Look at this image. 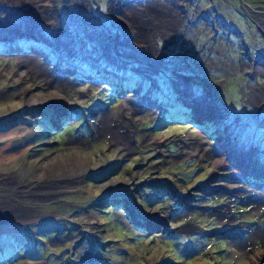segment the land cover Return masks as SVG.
Returning <instances> with one entry per match:
<instances>
[{
    "label": "rangeland",
    "instance_id": "rangeland-1",
    "mask_svg": "<svg viewBox=\"0 0 264 264\" xmlns=\"http://www.w3.org/2000/svg\"><path fill=\"white\" fill-rule=\"evenodd\" d=\"M124 1L50 0L37 16L0 3V250L21 243L0 264H264V211L241 193L252 177L224 153L264 162V75L244 56L264 60V39L238 0ZM207 100L220 116L192 106Z\"/></svg>",
    "mask_w": 264,
    "mask_h": 264
},
{
    "label": "flooded vegetation",
    "instance_id": "flooded-vegetation-1",
    "mask_svg": "<svg viewBox=\"0 0 264 264\" xmlns=\"http://www.w3.org/2000/svg\"><path fill=\"white\" fill-rule=\"evenodd\" d=\"M129 1L130 0H125L124 1V3L123 2H121V3H119V4H117V5H115V6H117V7H121L122 8V6H126L127 4H129ZM132 1V0H131ZM133 1H135V3H136V5H138V4H144L143 3V1L144 0H133ZM173 1L174 0H167V2L168 3H173ZM181 1V0H180ZM180 1H177L178 2V5L176 6L177 7V16H178V18H179V22H181V13L183 12L184 13V11H183V9L180 7V4H179V2ZM183 1H187V0H183ZM239 1V6H240V8L242 9V10H244L247 14H245L246 15V17L249 19V21L252 23V25L254 26V28L259 32V34H260V36L262 37V39H264V33H262L261 32V29L264 31V7L263 6H258V8H254V7H251V6H249L244 0H238ZM242 3L243 4H245V7H242ZM131 5V4H130ZM258 9V10H257ZM215 8H210L209 10H207V14H201L200 16L202 17V19L204 20V22H205V24H209V21H208V18H207V16L208 15H211V14H215ZM250 13H251V15H250ZM241 14H243L242 12H241ZM217 15V14H216ZM200 16H199V18H200ZM219 18V17H218ZM224 24H225V22H224V20H222L221 18H219ZM252 19H256L257 21H259V29L257 28V25L253 22V20ZM212 23L214 22L216 25H218V24H220L221 26H223V27H225V28H228V27H226L224 24H222L218 19H216V20H214V21H211ZM190 23H191V21H190ZM211 23V24H212ZM214 29V28H213ZM230 31H232L230 28H228ZM234 34H235V32H233ZM221 34L224 36V33H222L221 32ZM215 36H217V37H219L220 36V33H217L216 32V34H215ZM224 38H226L225 36H224ZM167 53H170V51L167 49ZM245 56V58L248 60V61H253V69L254 70H256L257 72H259V71H261L262 72V75H264V60H261V59H259V60H257L256 58H251L250 57V54H245L244 55ZM245 62V63H244ZM242 61L241 62V64L242 65H245V66H252V64L251 63H249V62H247V61ZM261 66H263V68L261 69ZM260 68V69H259ZM142 69V68H141ZM145 71H147V72H149V69L148 68H143ZM180 71L182 70V69H179ZM178 70V71H179ZM168 71H170L171 72V70H168ZM168 71H167V73H168ZM183 71H185V70H183ZM134 72H136V73H138L139 71H134ZM140 74H141V71L139 72ZM253 73V72H252ZM133 75V74H132ZM168 77H170V79L171 80H173L174 78H176V81H172V84H173V87L175 88L176 86L177 87H180V86H184L185 85V83L182 85L181 83H180V85H177V84H175V82H177L179 79L181 80V82H182V78L184 79V76H182V74H177L176 72H172V75H168ZM135 85H132V84H129V86H128V90H129V92H131V94H133V93H135V92H138L139 90H133L135 87H134ZM257 91V89L255 90V92ZM258 92H264V86L262 85L261 86V88H259L258 89ZM148 90L146 89V91L141 95V99L143 100H145L146 101V104H149V105H151V104H153L152 103V100H151V98L150 97H148ZM121 95H122V93H121ZM134 95H137V93H135ZM209 98V97H208ZM210 99V98H209ZM205 100H206V98H205ZM211 104H214L213 103V101L212 100H207V101H205L204 102V105L206 106V107H211ZM210 115V114H209ZM204 116H207V115H204ZM213 116L214 117H218V116H220V113H219V108H216V111L215 112H213ZM228 152H230V153H228ZM238 151L234 148L233 150H231V151H229V149H228V151L227 152H224V153H228L229 154V156H228V158L230 159H232V157L233 158H235L236 159V162L234 163L237 167H238V169L240 170V172H242V173H244L246 170H248V171H250V169H245V164H248V168L249 167H251L252 165H254V166H252V167H258L256 170H254L253 172H258L259 170H261L260 171V173H263L264 174V162H262V161H260L259 159H258V157L257 156H254L255 158H256V162H254L253 163V161L250 159V158H248L246 155H242V154H239V152L237 153ZM215 154V153H214ZM243 154H247V155H249L248 153H243ZM214 156V155H213ZM231 156V157H230ZM249 156H251L252 157V155H249ZM241 157H245L244 158V160L241 158ZM211 160L213 161V159L211 158ZM214 164L217 166V164L218 165H223V158H220L219 156H217V154H215V157H214ZM229 162V161H228ZM228 162H227V164H228ZM231 163V162H230ZM247 166V165H246ZM255 167V168H256ZM259 173V172H258ZM252 174V175H251ZM251 174H248V178H246V179H249L250 177H252V179H251V183H252V185L251 186H253V187H251V188H253V189H255V190H257V191H259L258 189H256V188H260V187H256L255 186V184H256V182H257V180L255 179V176L253 175V173H251ZM240 175H241V177H246V176H243L241 173H240ZM240 175H239V177H240ZM239 177H237V178H239ZM260 182H261V180H260ZM259 182V183H260ZM263 185H264V179H263ZM260 189H262V188H260ZM263 192H264V189H263ZM259 193H260V191H259ZM240 198H242V197H240ZM258 198H260L261 200H262V197H261V195L260 194H255V196L252 198L253 200H260V199H258ZM243 199V198H242ZM181 201H182V198H181ZM180 205H182L183 206V204H185L184 203V201H182V204L181 203H179ZM186 205H188V204H186ZM183 206V207H186V210H192V209H190V207H189V205H188V207L187 206ZM256 209V208H255ZM133 217V216H132ZM135 217H133L131 220L133 221V219H134ZM140 225V223H137L136 224V226H139ZM256 224H255V222H253V223H243L242 225H238V229H237V232H235V231H232V232H222V231H216V232H213V235L214 234H217V233H219V234H221L222 236H226V238L227 239H229L230 238V240L231 239H233V240H235V239H237L238 237H240L241 235H243V234H245V235H248L249 234V232H250V230H251V228H252V226H255ZM263 225V224H262ZM227 233V234H226ZM212 233H205V235H207V236H209V235H211Z\"/></svg>",
    "mask_w": 264,
    "mask_h": 264
},
{
    "label": "bare ground",
    "instance_id": "bare-ground-1",
    "mask_svg": "<svg viewBox=\"0 0 264 264\" xmlns=\"http://www.w3.org/2000/svg\"><path fill=\"white\" fill-rule=\"evenodd\" d=\"M2 2V0H0V3ZM5 2H6V4L7 5H9L10 7H12V8H14L15 10H17V11H21V12H25V13H31L32 15H34V16H37V15H39V14H41L42 13V11H43V9H41L42 7H48L47 5H45V3H48V2H50V0H5ZM39 9H40V11H39ZM52 16V15H51ZM44 17V16H43ZM160 18V17H159ZM137 19V18H136ZM46 21H49L50 22V26H51V28H52V30L55 32V34H57V32H59V27H58V25H56V24H53V26H52V22H53V17H50L49 19H46ZM138 21V20H137ZM161 21V20H160ZM162 22V21H161ZM137 23H139V24H137V26H139L138 27V29L137 30H139L138 31V33L140 34V32L142 33V31H143V28H146L147 26H145V25H142L141 26V22H137ZM47 24H49V23H47ZM165 24H167L166 22H165ZM127 27H128V29L130 30V31H134L133 29H132V25H127ZM157 27V26H156ZM167 33V32H166ZM141 35V34H140ZM130 37H132V33H130ZM100 39V38H99ZM29 58H30V60H27V63H29V64H31V65H33V66H35V69H36V71H39L40 70V68H39V65H40V63H39V61H38V57L37 56H34V55H30L29 56ZM31 58H33V60L31 59ZM41 59V58H40ZM39 59V60H40ZM18 60L19 61H23L22 59H21V56L20 57H18ZM41 72H45V71H40V72H33L34 74H37V75H41ZM42 76H44V77H47V76H45V75H42ZM179 81V80H178ZM177 83V82H176ZM181 84L183 85L184 83H183V80H182V82H181ZM185 86V85H184ZM183 86V87H184ZM182 87V88H183ZM180 93L181 94H183V95H188V94H186V92H185V90H183V89H181L180 90ZM213 101V100H212ZM213 103L215 104V102L213 101ZM214 104H211V107H206L205 105H204V103H202L200 106H197V111L202 115V116H204V115H207V116H209V114L210 115H213V112H215L216 111V107L214 106ZM190 105V104H189ZM122 107L121 108H124V105H121ZM120 108V109H121ZM119 109V112L121 111ZM122 112V111H121ZM120 112V113H121ZM108 116V115H107ZM108 117H112V115L110 116H108ZM117 118V117H116ZM107 119V118H106ZM106 120H104L103 122H102V124H104V126H103V129L102 130H105V132H107L109 135V137H111L114 141H118V140H125L126 141V137L128 136L127 135V132L125 131V133L123 132V133H121V132H119V131H117V130H119L118 128H126V130H127V125H126V123H125V121H122V120H117L114 124H113V122H111L109 119L107 120L108 122H105ZM115 121V120H114ZM120 121V122H119ZM116 128H117V130H116ZM104 134H106V133H104ZM128 138V137H127ZM129 139V138H128ZM230 153V152H229ZM226 154H228V153H225V155ZM217 156H221V155H217ZM248 156V155H247ZM249 158V157H248ZM251 158V157H250ZM253 159V158H252ZM225 160H227V159H225ZM255 160V159H254ZM229 161V162H228ZM228 163L231 165V163H230V159L228 158ZM254 163V162H253ZM249 164V163H248ZM247 164H245V166H246ZM252 166H254V165H252ZM231 167H234L235 168V170H236V172L238 173H241L243 176H248V174H251V172H249L248 170H246L244 173H242V172H240V170L238 169V167L233 163L232 165H231ZM256 167V166H255ZM256 168H258V167H256ZM245 169H246V167H245ZM255 173H253V175H254ZM259 174H260V177H262V178H264V174L263 173H260L259 172ZM252 175V174H251ZM235 177H237V176H235ZM246 178H248V177H246ZM214 184V183H213ZM212 185V184H211ZM215 187V186H214ZM245 187V186H244ZM213 188V187H212ZM247 188L249 189V190H244L243 192H241V193H243L244 195H246L247 197H249L250 199H252L254 196H255V194H260V195H262V196H264V194L262 193V192H260L259 193V191H257V190H255V189H252L250 186H247ZM241 189H243L242 187H241ZM230 190V189H229ZM238 192H240V191H238ZM249 193V194H248ZM261 196V197H262ZM248 198V199H249ZM258 199H260V198H258ZM253 200V199H252ZM261 200V199H260ZM255 200V201H257V203H253V204H255V205H253L252 207L255 209V207H256V205H258V206H261L262 207V209H263V211H264V199L263 200ZM260 201V202H259ZM4 211V210H3ZM264 235V232L262 233V231H261V233L259 234V238L260 239H262V240H264V237H262ZM257 254H259V253H257Z\"/></svg>",
    "mask_w": 264,
    "mask_h": 264
},
{
    "label": "water",
    "instance_id": "water-1",
    "mask_svg": "<svg viewBox=\"0 0 264 264\" xmlns=\"http://www.w3.org/2000/svg\"><path fill=\"white\" fill-rule=\"evenodd\" d=\"M242 7H245V4H243L242 3ZM253 20V22L257 25V28L259 29V21H257L256 19H252ZM261 32L262 33H264V31L261 29ZM195 109H197V106L198 105H192ZM243 160H244V158L245 157H241ZM245 161V160H244ZM246 167V169H250V167L248 168V164H247V166H245ZM264 168V167H263ZM261 170H259L258 172H260ZM249 172H251V173H255L254 174V176H255V179L257 180V182H256V184H255V186L256 187H260V188H262V189H264V185H263V181H261L260 182V180H263L264 178H262V177H260V174L258 173V172H253V171H249ZM260 182V183H259ZM144 220H146V223H144L143 221ZM141 221L142 222H140L141 224H145V225H147V223H148V218H144V219H141ZM154 222H156L157 224H160L161 225V222H160V220L158 219V218H155L154 219ZM150 226H148V228H149ZM153 231H159V228H156V229H153ZM151 233V232H150Z\"/></svg>",
    "mask_w": 264,
    "mask_h": 264
},
{
    "label": "trees",
    "instance_id": "trees-1",
    "mask_svg": "<svg viewBox=\"0 0 264 264\" xmlns=\"http://www.w3.org/2000/svg\"><path fill=\"white\" fill-rule=\"evenodd\" d=\"M13 237H14V238H17V236H13ZM6 240H8L9 244H8V246H7L5 249L0 250V254H1V255H0V261H1L2 258H4V257H2V256L12 255V254L15 253V251H16L17 249L21 248V243L13 242V241H11V240H9V239H6ZM15 241H18V240H15ZM20 241H21V240H20ZM23 244H24V246H25L26 243H23ZM36 248H39V247L37 246ZM1 252H3V253H1Z\"/></svg>",
    "mask_w": 264,
    "mask_h": 264
}]
</instances>
